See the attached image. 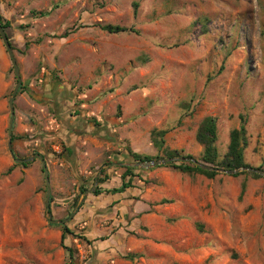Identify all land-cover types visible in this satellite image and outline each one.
I'll return each mask as SVG.
<instances>
[{
  "label": "rangeland",
  "instance_id": "obj_1",
  "mask_svg": "<svg viewBox=\"0 0 264 264\" xmlns=\"http://www.w3.org/2000/svg\"><path fill=\"white\" fill-rule=\"evenodd\" d=\"M0 22L27 88L14 98L11 149L43 156L51 198L45 207L40 161L23 167L7 147L16 78L0 38V264H264V0H0ZM206 116L220 158L244 119L258 177L139 169L127 156L200 160ZM154 129L166 131L160 150ZM125 166L131 189L92 194L119 187Z\"/></svg>",
  "mask_w": 264,
  "mask_h": 264
},
{
  "label": "trees",
  "instance_id": "obj_2",
  "mask_svg": "<svg viewBox=\"0 0 264 264\" xmlns=\"http://www.w3.org/2000/svg\"><path fill=\"white\" fill-rule=\"evenodd\" d=\"M134 6V13L137 8V3L135 2L133 4ZM52 9L47 12H41L39 13V16L44 17L47 16L51 13ZM8 23L1 24L0 26L5 29L8 25ZM100 29L108 34H118L122 32H127L131 31L130 29H127L125 27L117 26V25H103L100 26ZM65 35L67 32L64 33ZM9 40V38H8ZM12 47V45H11ZM13 49V47H12ZM24 90H27V88H24L22 85L19 88V91L17 93L24 92ZM28 96L30 98H33L32 93L27 92ZM74 114L77 116V121L79 120V123L82 125L83 122H81V117L79 116V112L75 111ZM91 120V119H90ZM240 125L238 128L233 129L229 133V141L227 145V151L224 154L222 158H220L217 148L215 146L216 140H217V128H216V120L215 118L211 116H206L204 117L196 131L195 135V140L196 142L202 146V155L200 160H196L190 155H182L179 154L178 151L176 150H169V149H164V155L166 159H171L174 158L175 160L170 161L166 163L165 165H162L161 167H169L172 168L178 172L181 173H186V174H199L203 175L207 178H214L216 175L219 174V172L216 169H221V170H233V169H240V168H246L249 167L245 161H244V155H243V150H244V145H245V121L244 119L240 116ZM93 124V127H95V131L93 132V135H98L100 132L105 133V127L103 123H99L95 121L94 119L91 121H87V124ZM81 129L80 127H77ZM166 131L165 130H152L151 132V140L153 145L158 148L159 150L162 149L163 147V136L165 135ZM14 138L12 137V140ZM127 150V156L131 158V161L134 163L137 162H144V161H149V160H158V157L151 158L149 156H144L139 153H135L130 149ZM64 157H69L73 154V147L67 146L64 144V147L61 152ZM15 157V156H14ZM183 159H186L184 161ZM111 164V163H107ZM201 165H206L209 167H212L213 170H207L203 169ZM23 167L27 166V163L23 162L22 163ZM125 171L122 174L121 177V184L117 188H111V189H103V188H98L94 187V189L91 191L93 195H100L102 193H108V194H121L125 192L127 189L132 188V181L136 177L134 170L135 168L125 166L124 167ZM258 170V169H256ZM43 172V170H42ZM102 172V171H101ZM240 174H250L253 177H258V174L256 172H251V171H241ZM96 183H102V179H94L93 182ZM81 192L83 193L86 191L85 187L83 186L81 189ZM80 192V191H79ZM51 201V198H50ZM71 230L68 227L63 228V233L61 236V239L63 240L65 238L66 234H70ZM72 254H69V258L71 259ZM128 260L133 259V256L130 255L126 257ZM67 264V263H66ZM68 264H74L72 262Z\"/></svg>",
  "mask_w": 264,
  "mask_h": 264
},
{
  "label": "water",
  "instance_id": "obj_3",
  "mask_svg": "<svg viewBox=\"0 0 264 264\" xmlns=\"http://www.w3.org/2000/svg\"><path fill=\"white\" fill-rule=\"evenodd\" d=\"M0 38H1V41H2V43L6 49V52L8 54L9 59H10V63H11V66L13 68L14 75L16 78L15 86L13 88V91L11 92L9 99H8V106H9L10 115H9L8 128H7V131H8L7 147H8V150H9L10 155L12 156L13 160L17 163H21V162H25V161H31L35 158L40 161L41 166H42V170H43V176H44V182H45V188H46L45 207H49V199H50L49 172L47 170L44 158L40 154H35L30 159H26V160H19V159L14 158V156H13V152L11 149V138H12V129H13V121H14V98H15V96H16V94L19 91V88L21 86V77H20L19 68H18L16 59H15V56L13 53V49L11 47V44L8 40V37H7L4 29L1 26H0ZM173 160H175V159L171 158V159L149 160V161L134 163L133 166L136 168H139V169H149V168H154L157 166L165 165L166 163L173 161ZM183 160L186 161V159H183ZM201 167L203 169L213 170L212 167H209L206 165H201ZM216 170L220 173H225V174H237L241 171H251V172L259 173L256 169L251 168V167L233 169V170H221V169H216ZM261 175L264 177V173H261ZM49 223L63 225L64 221L52 220L51 218H49Z\"/></svg>",
  "mask_w": 264,
  "mask_h": 264
},
{
  "label": "crops",
  "instance_id": "obj_4",
  "mask_svg": "<svg viewBox=\"0 0 264 264\" xmlns=\"http://www.w3.org/2000/svg\"><path fill=\"white\" fill-rule=\"evenodd\" d=\"M4 70H5V57H4V54L1 53L0 51V73L3 72ZM2 76H3L2 80H4L5 75L2 74ZM3 83L4 81H2V86H3ZM0 95H2L1 90H0Z\"/></svg>",
  "mask_w": 264,
  "mask_h": 264
},
{
  "label": "clouds",
  "instance_id": "obj_5",
  "mask_svg": "<svg viewBox=\"0 0 264 264\" xmlns=\"http://www.w3.org/2000/svg\"><path fill=\"white\" fill-rule=\"evenodd\" d=\"M11 142H12V138H11ZM41 155V154H40ZM14 156V155H13ZM42 156V155H41ZM43 157V156H42ZM15 158V157H14ZM20 160V159H19ZM49 201H50V199H49ZM60 225V224H59Z\"/></svg>",
  "mask_w": 264,
  "mask_h": 264
}]
</instances>
